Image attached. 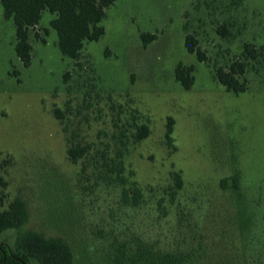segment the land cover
I'll return each mask as SVG.
<instances>
[{"label":"rangeland","instance_id":"obj_1","mask_svg":"<svg viewBox=\"0 0 264 264\" xmlns=\"http://www.w3.org/2000/svg\"><path fill=\"white\" fill-rule=\"evenodd\" d=\"M51 18L42 12L29 30L23 67L0 7V210L21 201L20 231L63 239L74 264H117L120 250L141 245L200 254L204 264H264V0H116L104 35L85 41L77 61L58 52ZM141 33L156 39L144 47ZM186 34L204 62L186 51ZM244 44L260 55L235 94L213 70L238 60ZM178 64L194 67L189 89L175 79ZM142 124L149 135L134 142ZM68 140L88 146L75 164ZM119 152L124 187L141 194L136 206L107 177ZM231 176L238 187L221 189Z\"/></svg>","mask_w":264,"mask_h":264},{"label":"trees","instance_id":"obj_2","mask_svg":"<svg viewBox=\"0 0 264 264\" xmlns=\"http://www.w3.org/2000/svg\"><path fill=\"white\" fill-rule=\"evenodd\" d=\"M116 0H0L2 17L11 20L14 27V54L23 67L30 63L31 46L28 42L29 30L34 28L42 12L49 13L52 18L48 27L56 34V46L61 56L77 61L85 41H98L104 35L102 20L106 16V9ZM185 29V28H184ZM221 30V29H219ZM46 31V30H45ZM186 31V29H185ZM140 39L144 47L156 39L155 34L141 33ZM184 47L189 54H194L199 62L206 60L197 41L190 34L184 38ZM260 55L251 44L243 45V53L231 64L225 67H214L213 77L227 91L238 94L246 89L245 80H241L247 69V61H255ZM193 66L178 64L175 68V79L184 89L193 85ZM16 75L13 71L11 75ZM56 119L60 118L57 109L53 111ZM166 139L171 145L172 120L168 119ZM149 135V129L142 124L136 127L132 135L134 142H139ZM67 158L75 164L78 159L88 152V146L81 147L67 141ZM111 176L109 181L122 186L121 199L125 204L138 205L140 191L137 187L125 188L128 178L125 177L123 153L119 152L111 164L105 163ZM133 174L130 172L129 174ZM174 189H180L182 178L179 173L173 174ZM133 184V183H132ZM221 189H235L238 187L237 177L220 180ZM174 194V190H173ZM27 220V211L24 204L14 200L4 210H0V234L8 231H17L13 244L0 243V264H74L73 254L67 242L59 237H45L35 231H20ZM206 263V261H204ZM201 255L192 256L179 253L154 254L146 246H139L131 254L120 250L117 264H204Z\"/></svg>","mask_w":264,"mask_h":264}]
</instances>
